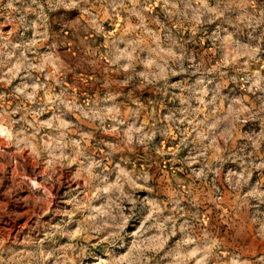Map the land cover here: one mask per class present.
<instances>
[{
  "label": "rangeland",
  "instance_id": "rangeland-1",
  "mask_svg": "<svg viewBox=\"0 0 264 264\" xmlns=\"http://www.w3.org/2000/svg\"><path fill=\"white\" fill-rule=\"evenodd\" d=\"M0 264H264V0H0Z\"/></svg>",
  "mask_w": 264,
  "mask_h": 264
}]
</instances>
